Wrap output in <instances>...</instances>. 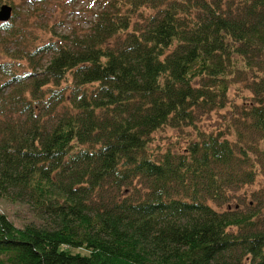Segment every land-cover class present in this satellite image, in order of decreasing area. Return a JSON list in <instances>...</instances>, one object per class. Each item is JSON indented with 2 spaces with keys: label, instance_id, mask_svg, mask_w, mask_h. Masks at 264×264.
Instances as JSON below:
<instances>
[{
  "label": "trees",
  "instance_id": "obj_1",
  "mask_svg": "<svg viewBox=\"0 0 264 264\" xmlns=\"http://www.w3.org/2000/svg\"><path fill=\"white\" fill-rule=\"evenodd\" d=\"M8 1L4 41L28 48L0 63V201L35 221L0 213V264H264V186L242 192L264 175V0H63L88 27L41 23V44ZM250 72L237 139L199 129Z\"/></svg>",
  "mask_w": 264,
  "mask_h": 264
},
{
  "label": "rangeland",
  "instance_id": "obj_2",
  "mask_svg": "<svg viewBox=\"0 0 264 264\" xmlns=\"http://www.w3.org/2000/svg\"><path fill=\"white\" fill-rule=\"evenodd\" d=\"M16 3V10L20 13L21 19L18 21H22L24 18L34 12L36 9V13L34 16H31L28 19L26 31L31 37H36L35 43L41 44L42 40H46L49 38L50 33L45 32L39 26L49 24L52 27H55L54 30H58V32H68L72 28H79L80 25L83 29L88 27V18L84 16H79L76 12L80 11L79 7L77 9H69V13L64 15L60 13L62 10V6H66L63 0H50L49 2H41L36 0H14ZM33 1V2H31ZM64 2V3H63ZM6 3L11 4L8 0ZM89 5H84L83 8L86 9ZM70 7V6H67ZM38 9V10H37ZM146 14L152 12V10H143ZM85 13H88L85 11ZM61 19L62 24L54 26L53 22H56V19ZM19 25L18 22H16ZM7 31L0 30V63L6 61H12L10 55L11 53L21 52L22 49H27L25 45L23 46L20 41H18L15 45L9 44L4 40L7 38ZM31 42V41H30ZM9 52L10 54L8 55ZM48 57L42 58L41 61H36V66L38 70H41L48 62ZM26 61V60H25ZM22 61V68H29V63ZM28 64V65H27ZM34 65V63H33ZM20 67V70L22 69ZM264 73V72H263ZM263 73H255L250 72V77L248 81H242L240 83L234 84L231 86L229 94H228V104L225 108L220 109L219 111H214L211 114H207L198 119L197 127L199 129H203L207 132H222L224 134H230L229 125H231V118L233 113L235 112V107H245L249 106L253 101V92L248 88V85L253 82V76L255 75H263ZM4 84V77L0 74V84ZM68 85V83H64L63 86ZM9 90L5 89L4 94H8ZM5 97V96H4ZM196 136V130L193 127H182V128H172L166 127L165 129H160L159 131L154 133L153 141L151 143L150 151L154 152L158 155L161 151L172 148L178 151H182L186 144L189 143ZM229 136V135H228ZM232 140H236V136H229ZM264 186V175H260L257 177L256 182L250 186L245 187L242 190L247 195L246 201H250L252 198V192L263 188ZM235 205V202H233ZM244 206V205H243ZM0 213L5 214L14 224L18 227H22L26 223L30 221H35L33 211L30 206L24 204L13 203L10 201H0Z\"/></svg>",
  "mask_w": 264,
  "mask_h": 264
},
{
  "label": "water",
  "instance_id": "obj_3",
  "mask_svg": "<svg viewBox=\"0 0 264 264\" xmlns=\"http://www.w3.org/2000/svg\"><path fill=\"white\" fill-rule=\"evenodd\" d=\"M13 8L8 4H4L0 8V22L8 21L12 16Z\"/></svg>",
  "mask_w": 264,
  "mask_h": 264
}]
</instances>
